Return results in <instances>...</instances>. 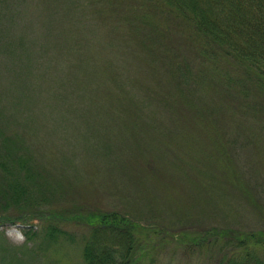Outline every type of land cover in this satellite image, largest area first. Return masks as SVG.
Instances as JSON below:
<instances>
[{"label": "trees", "instance_id": "16d2710c", "mask_svg": "<svg viewBox=\"0 0 264 264\" xmlns=\"http://www.w3.org/2000/svg\"><path fill=\"white\" fill-rule=\"evenodd\" d=\"M48 2L45 10L52 9L47 12V17L52 18V13L58 12L62 22L49 23L45 38L41 37L36 43L30 32L23 30L21 34L14 32L8 36L6 43H0V70L9 74L10 80L18 75L29 77L25 84L26 89L29 87L27 95L14 89V96L22 105L21 115H18L20 127L31 131L37 125L44 144L51 145L55 160L46 162L34 158L26 145L27 142L31 146L28 134L16 133L17 130L9 132L7 124H15V120H7V114L0 112V222L24 226L23 247L26 254H34L32 260L38 251L47 249L58 238L74 239L53 223L58 217L50 210L52 205L60 201L62 193L66 194L72 188L70 183L64 185L60 177L56 179L53 172L54 166L59 164H62L61 169L71 168L77 159L81 161L82 154L101 158V166L109 174L122 171L135 186L143 187L146 183L156 187L163 178L159 190L164 189L162 194L167 197L163 207L156 209L158 200L149 194L143 195L144 204L152 207L148 209L155 215L159 211L160 214L172 213L180 228L189 219L187 214L184 215V209L209 200L207 197L197 199V193L201 196L213 189L221 193L231 189L244 192L246 184L236 172L233 156L235 150L239 152L238 145L247 140L245 126L249 128L256 122L258 127L261 123L264 128V0ZM21 5L20 1L0 0V25L4 13L15 15L20 12ZM101 6L116 17L112 19L111 40L124 38L136 45L134 48L126 46L128 50L121 53L117 61L107 62L105 70L113 88L92 86L94 75L90 66L86 68L91 56L89 58L84 47L76 44L75 35L89 28L88 24L79 26L81 19L88 17L90 12L93 22L99 20L93 15L99 17L102 14ZM103 20L99 22L104 24ZM91 31L89 29V33ZM73 53L76 59L71 62L69 58ZM52 55L63 56L61 60L70 64L71 72L62 74L58 81L56 77L50 80L46 75ZM130 60L141 64L142 78L127 76L132 74ZM124 70L127 77L123 76ZM100 91L105 94L107 105H100L97 96L93 95ZM114 110L118 114H113ZM50 115L54 118L52 124L38 122ZM112 125L118 126V130L112 129ZM193 125L219 127L228 135L222 142L215 139V161L220 166L208 169L191 155L194 160L188 156L191 161L182 159L180 165L169 162L167 168L173 172H168L169 180L160 167H155L153 156L159 157L156 162L162 168L166 161L155 152L156 148L160 151L167 139L176 142L177 131L184 136L186 129ZM117 133L122 134L118 136ZM124 135L128 139L136 137L138 148L140 142L143 144L140 155L124 152L121 146L120 153L117 152L119 143H129ZM57 144L61 147L56 148ZM234 146H238L237 149ZM34 150L36 155L42 151L37 147ZM183 172L191 174V184L185 182ZM61 174L64 176L63 172ZM46 178L51 182L47 183ZM152 179H156L153 184ZM114 188L118 190V186ZM180 193L186 195L187 200L179 199ZM134 209L136 215L141 214L139 209ZM79 210V205L71 206L68 223L89 225L87 236L81 238L83 264H129L138 243L137 232L144 231L147 226L116 209L85 215ZM35 220L42 224L40 229L33 228ZM163 229L162 232L167 233ZM217 229L219 231L213 227L203 229L190 241L193 245H201L209 243L207 241L213 236L220 238L230 251L228 256L225 252H217L219 264H264V257L257 252L263 245L264 231L236 233L232 229ZM0 240H4L1 232ZM36 240L38 244H34ZM10 261L14 264L23 262L18 255H13Z\"/></svg>", "mask_w": 264, "mask_h": 264}, {"label": "rangeland", "instance_id": "374dc122", "mask_svg": "<svg viewBox=\"0 0 264 264\" xmlns=\"http://www.w3.org/2000/svg\"><path fill=\"white\" fill-rule=\"evenodd\" d=\"M14 1L22 2V5L19 6L20 12L15 15H8L7 12L4 13V18L0 25V30L2 32V36H0L1 44L6 43L7 37L14 34V32L21 34L23 30L30 32L33 41L39 43L41 37L42 39L45 38L49 23H54V25H56V22H62V16L58 12H51L52 18L47 17V12L52 9V7H50L49 10H45L49 5L48 0ZM82 1L92 2L98 0ZM101 8L103 12L99 17L93 15V18L99 20L93 22L91 20L92 15L89 12L88 17L84 16L81 19V25L79 24L81 28L88 24V30L77 36L75 35V29L74 35L76 36V44L84 47L83 50L89 55V58L91 56L86 68L90 66L89 69L92 70L91 73L94 75L92 78V86L97 88H102L103 86L113 88L109 73L105 70L107 68V62L117 61L121 53L124 54L128 48H134L136 45L133 44L134 41H128L124 38L121 40H117L118 38L111 40L112 19L115 20L116 17L109 13L105 6H101ZM53 9L55 8L53 7ZM8 19L10 20L8 21ZM101 20L104 21V24L99 22ZM89 29H92L93 32L91 31V33H89ZM70 35L72 34H68V36ZM86 39L87 45L85 44ZM124 41L126 42L123 43ZM137 51L140 52L139 48H137ZM62 57L63 56L52 55L53 59L51 60L50 70L48 69L46 73L48 79L56 77L58 81L62 74L65 76L71 72L70 64L61 60ZM69 59L71 62H74L76 55L73 53ZM130 62L132 63V67L130 68V73L132 74L130 75L128 73L127 76L135 75L137 78H142L140 72L142 69L141 64L133 60H130ZM56 75H58V77ZM80 76H82V74H80ZM123 76L127 77L125 75V70L123 71ZM9 77V74L6 75V73L0 70V112L7 114V120H15V124H7L9 127L8 131L17 130L16 133H23V135L28 134L27 140L31 139L28 141L31 146L27 142L26 145L29 147L28 150L33 157L46 162H55V160L53 161L51 153V145L47 143L44 144L45 141L41 137L42 134L38 126L36 125L31 131H25L20 127L18 115H21L22 105L17 102L14 96L16 94L14 89L27 95L29 87L26 89L25 84L28 83L26 80H29V77L18 75L13 78V80H10ZM21 80H25L24 83H21ZM12 83L13 87L11 86ZM140 88L141 86H139L138 89ZM134 89H137L136 85H134ZM93 95L97 96L100 105H107L104 97L105 94L103 95L101 91ZM113 114H118V111L114 110ZM51 115L46 119H41L43 122L39 120L38 122L41 125L46 122L49 125L52 124L53 120L51 119L54 118L51 117ZM256 124L255 122V125H249V128L245 126L247 140L238 145L240 147L238 148L239 152L235 150L233 156L236 172L237 174L240 173V177L246 184L243 189L244 192L241 193L235 189H231L221 193L219 191L215 192L216 189H213L209 193H203V195H201L200 192L202 190L199 188V194L201 196H198L197 193V199L202 200L201 197H207L209 200L201 205L194 204L189 210L182 209L184 215L187 214L186 216L189 217L183 228H180V224H175L174 219L176 217L173 216L171 212V214L168 212L167 214H160L159 211V214L155 215V212H151V210L149 211L148 209L152 207H147L144 204L143 195L149 194L151 197L155 198L156 201L158 200L155 206L157 207L156 209L159 210L158 207H163L162 204H164L167 199V197L162 194L164 189L159 191L162 187L163 178H160L162 182H158L160 184L156 187L146 183H144L143 187L135 186L130 179L122 174V171L109 174L107 169L101 166V158H94L89 154H87V156L82 154L80 156L81 161L77 159L71 168L65 167L61 169L60 166L62 164L54 166L55 170L53 173L56 174L55 178L58 179L60 177L64 185H69L70 183V187L72 188L69 192L67 191L66 194L62 193L59 198L60 201H56V204L54 203L52 207L50 206L52 213L58 217V221L53 223L65 229L74 239L72 241H67L66 239L58 238L56 243L49 245L47 249L45 248L43 251H38L39 256L37 255L35 260H32L34 254H26L23 247V245H25L24 236L22 235L24 226L22 224H7L0 222V232L4 239L0 240V264H14V262L10 261L13 255H18L23 261L22 264H52L53 261L56 262V264H83L81 259V238L87 236L89 225L80 223L76 226L72 223H68V218L70 214H72L71 206L73 204L79 205V211H81L83 215L88 212L94 214L99 210L106 211L116 209L124 212L131 219L138 220L140 225L147 226L148 230L145 228L144 231L137 232L138 243L135 244L134 256L129 264H219L216 261L218 257L217 252H225L228 256V251H230V248H228L229 246L220 238L213 236L210 241H207L209 243H201V245H193V241H190L195 235L203 231V229L213 227L214 230L219 231L217 229L219 227L221 229H232L234 232L237 231L236 233H255L264 231V128L261 123L259 127L263 129H259ZM193 126V128L186 129V135L184 136H182L183 134L181 131H177V136H175V138L178 137V139L176 142L172 139L164 140L163 145L160 146V151L159 147L156 146L157 150L155 152L162 157L164 156L166 161L164 165L161 164L163 166L162 168L159 166L158 162H156V158L159 159V157L157 155L153 156L155 159V167H160L159 170H161L163 174L165 173L166 177L169 176L168 172H171L169 167L167 168L169 162H176L180 165V163L183 162L182 159L191 161L189 159L191 155L194 156L195 159L198 158L202 166H207L208 169L213 170L217 169L216 165H218V167L220 166L217 164V161H215L217 157V153H215L217 144L215 143V139H219L222 142L223 137L227 138L228 135L219 127L214 129L210 126ZM111 128H116V130H118V126L116 125H112ZM120 134L122 133H117L118 136ZM220 135L221 137H219ZM120 140L123 141L124 138L121 136ZM136 140V137L130 136L128 139L127 136L126 141L129 142L127 143L128 145L126 143H119L117 145V152L120 153L121 146L124 152H134L136 156L140 155L142 153L140 148L144 147L140 142L138 148L135 144L137 142ZM194 140L196 146L198 145L197 147H193ZM187 141H189L191 145L188 144ZM156 142L158 143V141ZM238 146L234 147L237 149ZM36 147L37 149H42L37 155L34 150ZM59 147L61 146L57 144L56 148ZM58 155L59 154H57V157ZM170 168L172 169V167ZM62 172L64 176L61 174ZM183 173L182 177L185 179V182L191 184V174ZM155 180L156 179H152L150 182L153 184ZM46 182H51V179L46 178ZM218 183L221 184L219 181ZM115 186H118V190L116 191L114 188ZM191 188H193L192 185ZM55 196H57V198L59 197L57 194H55ZM185 196L186 195L180 193L178 198L187 200ZM134 208H137V210L139 209L141 214L136 215L134 213L136 209ZM172 220L174 222L170 223ZM37 221L35 220V226H33V228L36 227L40 229L42 224L40 221ZM162 227L166 229L167 233L164 234L162 232V230L164 231ZM38 243V240L34 242V244ZM28 244L29 243H26V245ZM262 244L260 251L256 250L260 257H264V242ZM233 252H235V250H233ZM236 255L237 254L233 255V257Z\"/></svg>", "mask_w": 264, "mask_h": 264}]
</instances>
